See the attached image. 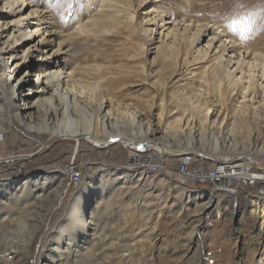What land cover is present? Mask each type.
<instances>
[{
    "label": "rangeland",
    "instance_id": "1",
    "mask_svg": "<svg viewBox=\"0 0 264 264\" xmlns=\"http://www.w3.org/2000/svg\"><path fill=\"white\" fill-rule=\"evenodd\" d=\"M29 1L38 8L43 26L53 29L45 34L46 42L41 44L46 55L52 53L48 60L57 61L59 66L64 64L67 69L76 62H92L93 57L101 56L113 58L117 64L127 63L134 69L140 64L147 65V76L132 73L120 81L114 93L102 82L101 95L130 104L138 114L147 112L150 104L156 106L162 101L170 111L168 120L190 117L184 100L191 95L179 92L183 89L177 86L181 82L158 86L164 80L156 51L158 31L153 33V41L146 42L145 53L133 58L135 46L145 40L142 31L136 29V35L129 38L126 33L112 32L86 43L81 38L68 41L64 38L72 32L74 18L83 13L82 0ZM92 1L84 0L90 10L95 7ZM149 1L139 5V0H132L136 19L143 22V28H153L146 22L154 15L153 9L168 8L165 11L168 21L175 17L171 8L185 9V0ZM192 3L202 5L204 11L200 15L205 21L225 23L235 32L255 36L264 31V0H192ZM59 42L61 50L54 53ZM31 43L25 42L20 50ZM24 62L44 64V60L30 57ZM25 70L21 69L19 74ZM12 81L15 83V78ZM198 98L210 106L216 105L212 119L221 120L231 113H227L230 107L223 108L219 96L213 92L199 94ZM156 110L152 114L156 115ZM58 114L60 119L62 115ZM4 115L6 121L0 124V158H4L0 160V264H257L259 253L264 252V227L260 230L264 215L261 218L250 214L251 200L255 197L249 187L232 195L205 185H188L181 177H175L171 168H162L160 172L146 169L145 173L152 175L153 180L142 185L143 182H135L142 171L137 167L139 163L128 165L122 143L98 147L84 139L78 143L64 137L57 139L48 130L38 131L20 124L10 109ZM52 118L47 119L49 129L56 121ZM263 123L260 120L258 128L251 125L249 136L245 128L241 129L236 142L247 138L250 146L258 149L263 146L264 150ZM125 131L137 143L147 140L138 133ZM222 135L219 141L227 136ZM166 140L171 152L181 146ZM200 148L211 157L217 156L207 151L208 144ZM38 150L41 151L36 155ZM189 154L202 157L204 164L212 163L207 156ZM15 155L23 156L6 159ZM159 155L168 162L177 158L173 153ZM71 167L82 174L81 183L74 188L70 184ZM59 171L65 172L64 177L58 176ZM13 179H17L16 185L9 184ZM26 180L27 184L19 187ZM77 188L76 193L71 192ZM211 195L212 204L202 207ZM96 204V214L91 219Z\"/></svg>",
    "mask_w": 264,
    "mask_h": 264
},
{
    "label": "bare ground",
    "instance_id": "2",
    "mask_svg": "<svg viewBox=\"0 0 264 264\" xmlns=\"http://www.w3.org/2000/svg\"><path fill=\"white\" fill-rule=\"evenodd\" d=\"M148 1L139 0L138 4L151 3ZM183 2L185 9L179 6L175 10L171 8L175 17L169 18V21L165 18L168 8L153 9L154 15H148L149 18L146 19L153 28H143V22L138 23L136 19L137 11L132 0H93L95 7L92 10L89 9V3L82 0L80 4L83 13L78 19L74 18L72 32L69 35L67 33L69 37L64 38L68 41L81 38L86 43L112 32L120 35L126 33L129 38L136 35L137 29L143 32L145 40L138 42L136 51L131 56L140 58L147 50L146 42L153 41V33L158 31L156 51L164 72V80L158 86L181 82V86L177 85L183 87L179 92L191 95L184 100L185 110L190 113V117L176 116L168 120L170 111L162 101L156 106L150 104L147 112L140 111L138 114V110L130 104L110 100V96L108 100L100 93L102 82L114 93L120 81L132 73L139 72L147 76V65L140 64V67L134 69L127 63L117 64L113 58L101 56L93 57L92 62H76L68 69L64 64L59 66L57 61L53 63L48 60L52 53L46 55L41 47L46 42L45 34L53 29L43 26L44 21L38 8L31 5L29 0H0V124L4 125V113L10 109L20 124L38 131L48 130L57 139L69 138L77 143L84 139L98 147L119 142L124 147L134 148L138 143L132 136H127L125 130H128L147 138L145 142H149L148 148L161 154L207 155L209 152L204 153L200 145L208 144L207 151L217 155V158L208 155V160L243 161L248 163V167L264 164L263 146L259 149L250 146L247 138L236 142V135H240L241 129L245 128L249 136L251 125L258 128L259 121L264 122V31L257 36L235 32L225 23L220 25L218 21H205L203 15H200L204 11L202 5L192 3V0ZM37 37L40 38L35 41ZM25 42L35 43L20 50ZM61 46L62 42H59L53 49L54 53L59 52ZM28 57L44 60V64L29 65L24 62ZM23 68H27L23 72L25 74H19ZM208 91L219 96L218 101L223 108L230 107L227 112H231L230 115H225L221 120L212 119L216 105L210 106L198 98L199 94ZM194 97L196 99L192 100ZM155 109L156 115L152 114ZM58 113L62 115L60 119ZM52 117L56 121L49 129L47 119ZM258 131L257 135L261 133ZM156 134L159 135L155 136ZM222 134H227L228 137L219 141ZM262 134L264 135V130ZM166 139L177 142L181 145L180 148L171 152L165 145ZM226 153H233L234 156H220ZM18 156L23 155L9 156L6 159ZM2 159L4 158L1 157L0 160ZM137 167L142 171L138 173L139 178L135 182H143L142 185H148L153 180L152 175L145 173L146 169L152 172H160L162 169L145 163H139ZM59 172L58 176L64 177L65 172ZM258 176H264V169H258ZM181 180L186 182L183 178ZM16 181L17 179H13L9 184L16 185ZM79 182L81 183V176L75 180V187ZM248 187L238 185V190ZM212 190L234 195L232 189L226 186H218ZM250 193L255 197V200H251L253 209L250 214L262 218L264 193ZM212 202L211 195L202 207H207ZM96 208L97 204L91 219ZM263 227L260 226V230ZM257 264H264V252L259 253Z\"/></svg>",
    "mask_w": 264,
    "mask_h": 264
},
{
    "label": "built area",
    "instance_id": "3",
    "mask_svg": "<svg viewBox=\"0 0 264 264\" xmlns=\"http://www.w3.org/2000/svg\"><path fill=\"white\" fill-rule=\"evenodd\" d=\"M125 148L128 165L145 163L165 170L171 168L173 175L185 179L188 185L203 184L212 189L226 186L235 195L239 194L238 185H247L250 192L264 193V176H258V169H264V164L248 167V163L243 161L231 162L224 159H212V164H204L202 157L196 158L193 155H176L175 160L168 162L153 149L142 152L130 146ZM81 175L78 168L72 167L69 176L72 188Z\"/></svg>",
    "mask_w": 264,
    "mask_h": 264
},
{
    "label": "water",
    "instance_id": "4",
    "mask_svg": "<svg viewBox=\"0 0 264 264\" xmlns=\"http://www.w3.org/2000/svg\"><path fill=\"white\" fill-rule=\"evenodd\" d=\"M148 144H149V142L143 141V142L138 143L137 146L134 147V148L137 149V150H139V151L144 152V151H146V150L149 149L148 148ZM200 155L201 156H204V157H206V156L208 157V155H203V154H200Z\"/></svg>",
    "mask_w": 264,
    "mask_h": 264
},
{
    "label": "crops",
    "instance_id": "5",
    "mask_svg": "<svg viewBox=\"0 0 264 264\" xmlns=\"http://www.w3.org/2000/svg\"><path fill=\"white\" fill-rule=\"evenodd\" d=\"M77 190H78V188L77 189H73L71 192L72 193H76Z\"/></svg>",
    "mask_w": 264,
    "mask_h": 264
}]
</instances>
